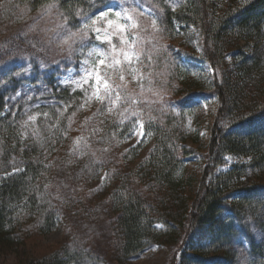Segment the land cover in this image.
<instances>
[{"label": "trees", "instance_id": "trees-1", "mask_svg": "<svg viewBox=\"0 0 264 264\" xmlns=\"http://www.w3.org/2000/svg\"><path fill=\"white\" fill-rule=\"evenodd\" d=\"M115 1L0 0V34L52 13L76 36L77 61V46L85 52L94 43L93 13ZM150 1L159 11L148 16L145 34L130 37L139 51L133 67H105L109 91L86 112L81 91L54 87L58 67H32L31 83L44 79L63 105L18 119L8 99L27 68L0 67V253L15 254L14 264H131L149 244L170 248L167 264H204L203 257L264 264V209L255 204L264 198L252 197L264 191V125L253 127L264 120V0H183L177 8ZM184 27L194 29L199 49L190 57L211 71L206 82L187 77L180 62L185 46L174 42ZM135 68L136 80L128 75ZM203 93L214 97L211 119L203 133L190 132L179 105ZM137 124L141 137L124 147ZM229 156L237 161L218 172ZM63 182L77 189L76 202L58 190ZM81 187L110 213L109 252L67 237L42 241L66 210L85 218ZM255 210L257 238H234L235 219L242 224Z\"/></svg>", "mask_w": 264, "mask_h": 264}, {"label": "rangeland", "instance_id": "rangeland-1", "mask_svg": "<svg viewBox=\"0 0 264 264\" xmlns=\"http://www.w3.org/2000/svg\"><path fill=\"white\" fill-rule=\"evenodd\" d=\"M166 1L170 7L177 8L183 0ZM158 11L159 9L157 10L150 0H116L96 11L91 18L94 28V43L89 47L90 50L85 52H81L82 48L79 49L77 46V61H75L76 53L72 44L76 36L73 35L70 49L67 45H62L65 28L62 22L57 20L52 13L35 14L16 25L7 26L5 31L0 34V67L15 64L27 68L18 76V79L23 80V82L10 94L9 107L17 109V116L20 120L32 118L46 106L62 107V98L55 95L54 88L47 86L44 79L37 85L31 83V80L38 76L32 67L41 68V71L45 67H58L60 73L53 78L54 87L56 89L68 88L72 91H81L78 98L81 111L86 112L92 109L102 99V96L109 91V81L103 76L104 68L110 66L133 67L134 57L139 51L134 46L135 43L130 42V37L131 35L140 36L145 34L148 27V16ZM101 12H105L107 15L101 16ZM137 14L140 20L139 25L136 24L135 16ZM80 39L81 37L77 36L78 45ZM139 42L141 43L140 40ZM174 44L175 46H185V50H180L178 53L187 77L206 82L211 73L208 66L190 57L192 53L195 56L199 55L194 29L184 27L180 30V35L176 37ZM175 46L174 49L176 50L177 47ZM233 58H235V55L231 54L226 59L230 62ZM101 60L104 61L103 64L100 63ZM41 62H43V67ZM64 62L70 64L69 67L65 66ZM134 67L139 66L135 65ZM128 75L136 80L139 79L140 71L135 68L128 72ZM15 101L22 103L19 104ZM214 106V97L208 93L190 97L179 105V108L186 114L190 132L198 130L203 133L205 126L211 119V111ZM263 125L264 120L255 123L253 127ZM250 127L252 125L245 126L241 128V131ZM141 133L142 127L137 124L131 138L125 143L124 147L136 143L141 137ZM236 161L237 159L233 156L225 158L226 165L219 168L218 172L226 170L229 165ZM60 186L66 188L58 189L59 191L63 190L64 198H72V202L77 201V189L74 190L73 188L75 186L70 187L69 184L64 182L59 183ZM80 191L78 194L83 197L87 207L84 214L85 218L77 217L75 210L72 212L66 210V212H63L64 216L57 227L52 232L44 235L42 241L50 244L67 237L68 240L71 239V243L86 242L101 253L109 252L112 240L116 239V235L110 227V213L105 210L103 202H93L95 197L90 198L91 193L83 191L82 187ZM91 191L93 192V190ZM256 193L252 194L253 198H264V191ZM255 204H260L261 209H264L262 201ZM68 213L69 216H67ZM224 215L227 216L228 220H233L231 218L232 213H225ZM255 215L258 219L261 217V214L255 210L254 213L248 212L245 216H242V224H240L239 218L235 219L237 233L234 238L246 242L250 240L248 232L251 233L250 236L257 238L259 220L256 222L252 220ZM233 224L235 223L232 222L230 226L234 229ZM169 254V247L164 248L149 244L147 250L140 257L133 260L131 264H167L166 256ZM15 258L13 253H0V264H14ZM107 259L110 260V255ZM201 259H203L204 264H226L227 262L219 258L206 260L208 258L203 257ZM80 263L111 264L108 260H89L86 262L84 258L81 259Z\"/></svg>", "mask_w": 264, "mask_h": 264}, {"label": "snow or ice", "instance_id": "snow-or-ice-1", "mask_svg": "<svg viewBox=\"0 0 264 264\" xmlns=\"http://www.w3.org/2000/svg\"><path fill=\"white\" fill-rule=\"evenodd\" d=\"M100 15L101 16H105V15H107V13L101 12ZM72 42H73V34L69 30L65 29L64 38L62 39V45H67L69 47V49H70ZM100 63L103 64L104 61L101 60ZM41 64H42V67H43L44 66L43 62H41ZM17 75H19V73Z\"/></svg>", "mask_w": 264, "mask_h": 264}]
</instances>
